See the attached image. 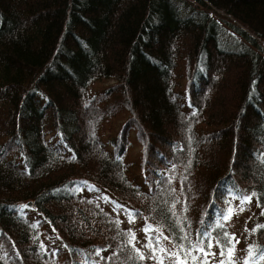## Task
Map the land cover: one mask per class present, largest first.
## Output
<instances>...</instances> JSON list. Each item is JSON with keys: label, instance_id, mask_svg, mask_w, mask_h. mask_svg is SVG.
<instances>
[{"label": "trees", "instance_id": "16d2710c", "mask_svg": "<svg viewBox=\"0 0 264 264\" xmlns=\"http://www.w3.org/2000/svg\"><path fill=\"white\" fill-rule=\"evenodd\" d=\"M245 196L255 262L264 0H0V264H157L136 232L219 264Z\"/></svg>", "mask_w": 264, "mask_h": 264}, {"label": "rangeland", "instance_id": "374dc122", "mask_svg": "<svg viewBox=\"0 0 264 264\" xmlns=\"http://www.w3.org/2000/svg\"><path fill=\"white\" fill-rule=\"evenodd\" d=\"M222 28L228 32L227 28L222 26ZM229 33V32H228ZM104 83H101V85H104ZM117 129V127H115L113 129L112 132L104 134L101 136V141L103 143L104 146H106V148L109 149V151H112L111 148V139L113 138L112 133ZM138 149L139 147L137 146L136 143H132V149L130 150V154L128 153V160L134 164H136L137 161V156H138ZM231 206L233 209V214L231 216V218L229 220L225 221V226L227 227L230 235L232 237H235V241H238V243H236V248L233 254V263L234 264H245V261H247V264H264V262H262L261 260H257L255 262H249V252L247 251V249L245 248L246 242L249 240V234H250V230L251 228L254 227V208L252 205L250 204H243L241 205L240 201H237L235 199H231ZM243 208V211H240V208ZM122 211H119L118 214H121ZM136 225L134 226L135 228H137ZM137 230V229H136ZM135 230V231H136ZM136 236H137V242L140 246L144 247L145 249H147L148 253L153 252V246L150 248L148 247V242L146 237H144V235H141L140 232H136ZM159 241V240H157ZM156 241V246L159 248L163 247L165 249L168 250V252H172L171 249L167 246V244L163 241H159V243H157ZM215 253V252H213ZM164 264H175L174 258L171 257L170 255H168V253H160ZM216 257L217 255H215V257H209L210 260H212L213 262H216Z\"/></svg>", "mask_w": 264, "mask_h": 264}, {"label": "snow or ice", "instance_id": "6c2138e0", "mask_svg": "<svg viewBox=\"0 0 264 264\" xmlns=\"http://www.w3.org/2000/svg\"><path fill=\"white\" fill-rule=\"evenodd\" d=\"M252 195H255L253 193ZM251 201V196H245L240 199L241 205L250 202ZM22 207H27V205H24ZM174 207V205H173ZM240 211H243V208H240ZM233 214V209L229 207L227 209L226 214L223 215L224 220H229ZM217 227H223L222 224L217 223ZM259 227H264V225H261ZM149 231L151 229H148ZM157 231H159L157 229ZM202 235L203 239H201L198 243L196 244H191L189 242L188 248H185L184 244H178L176 247L179 249V251L176 252H168L167 249L161 247L159 248L160 253H168L171 257L174 258L175 264H189V259L191 260V264H197V261H199V264H211L209 257H215L216 253H213L211 249L213 248V238L211 237V234L208 232H204L203 234L198 233V236ZM165 240L169 239L167 236L163 237ZM135 239L134 236H130L129 238V243H131ZM180 239L182 240H187V236H183ZM204 239L207 240V244H204ZM235 237L229 236L227 233H224L222 237H217L216 238V245L217 247H220V257L222 259L219 260V264H232V256L235 251ZM238 243V241H235ZM159 243V241H157ZM148 247H152L151 240L149 241ZM99 252V250H97ZM252 249H249V254L251 255ZM181 253L184 255L181 256ZM193 253H198V255H194ZM139 255V258L141 260L144 259L143 254H140L139 252L137 253ZM203 257V259H201ZM152 258H154L157 261V264H164L163 258L160 255H157V251L153 249V255ZM260 260H264V249L260 250V255L258 257ZM245 264H247V261H245Z\"/></svg>", "mask_w": 264, "mask_h": 264}]
</instances>
